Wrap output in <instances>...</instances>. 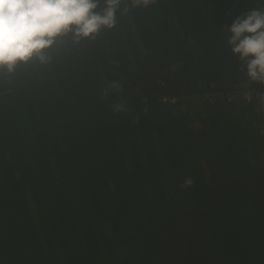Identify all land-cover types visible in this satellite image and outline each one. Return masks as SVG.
Here are the masks:
<instances>
[{
	"label": "trees",
	"instance_id": "16d2710c",
	"mask_svg": "<svg viewBox=\"0 0 264 264\" xmlns=\"http://www.w3.org/2000/svg\"><path fill=\"white\" fill-rule=\"evenodd\" d=\"M253 8L264 0H157L126 13L140 57L163 59L161 82L187 91L255 82L226 30ZM117 16L95 40L66 37L46 64L0 71V264H154L187 233L212 264H264V179L246 184L264 175L260 102L131 83L137 56ZM113 80L123 90L105 100ZM121 99L130 111L115 114ZM231 183L193 221L194 204Z\"/></svg>",
	"mask_w": 264,
	"mask_h": 264
},
{
	"label": "clouds",
	"instance_id": "9594fccd",
	"mask_svg": "<svg viewBox=\"0 0 264 264\" xmlns=\"http://www.w3.org/2000/svg\"><path fill=\"white\" fill-rule=\"evenodd\" d=\"M155 3L157 0H103L101 7V0H0V71L12 74L20 64H46L51 60L49 50L66 43V37L80 43L113 29L122 5L127 12ZM226 30L230 33L227 43L241 61V71L252 81H264V8L242 13L226 25ZM122 90V84L113 80L102 89L101 96L107 100ZM111 107L115 114L130 111L125 99ZM193 185V178L188 176L180 187Z\"/></svg>",
	"mask_w": 264,
	"mask_h": 264
},
{
	"label": "water",
	"instance_id": "95a60500",
	"mask_svg": "<svg viewBox=\"0 0 264 264\" xmlns=\"http://www.w3.org/2000/svg\"><path fill=\"white\" fill-rule=\"evenodd\" d=\"M122 21L126 26L129 40L135 50L137 60L140 62L141 58L138 52V48L135 44L133 38V32L128 25L127 19L125 18L124 14L122 13V9L120 11ZM143 63L141 61V71L139 72H128L127 75L129 76V81L141 88L149 92H155L164 94L167 96L177 97L179 95H193V94H207V93H221V92H230V91H242V90H264V81L259 82L255 81L253 83L248 84H241V85H232V86H223V87H212L208 85L205 88L196 89V90H187V91H171L166 86H164L160 80V73L163 70L165 65V61L159 58H152L150 56H144L142 58ZM142 65L144 66L142 69ZM238 185L240 183L238 182ZM229 186H226L224 193H227ZM222 195L218 194L212 196L208 202L204 203L205 205H209L212 201L216 200L217 198H221Z\"/></svg>",
	"mask_w": 264,
	"mask_h": 264
},
{
	"label": "flooded vegetation",
	"instance_id": "af4514ba",
	"mask_svg": "<svg viewBox=\"0 0 264 264\" xmlns=\"http://www.w3.org/2000/svg\"><path fill=\"white\" fill-rule=\"evenodd\" d=\"M146 56L143 55L141 56L142 58ZM140 60V62L137 60V68L135 69L134 72H139L141 71V61L143 63V60ZM142 65V69H143ZM264 179V175L262 174H255L249 178V180L246 182V184H249V182H253L254 179ZM234 183H231L230 185L224 184L222 185V189L220 190V193L222 195L221 198L226 196L229 192L224 193L226 186H229V188L233 185ZM238 184V183H237ZM208 202V201H207ZM203 201H197L192 209L190 210L189 214L190 217L193 219V221H196L199 218H203L207 215V208L209 205H205ZM208 206V207H207ZM248 214H246L245 217V224L248 227V232L253 231V225L250 222V217H247ZM250 216L253 218L252 214ZM258 222H255V226H257ZM158 228H169L171 225H165V224H157L156 225ZM249 232V233H250ZM132 240V236H130L127 240L126 243H129ZM259 240L263 241L262 235L259 237ZM168 244V241H167ZM204 241L203 238L201 237H193L190 236L189 233L186 234L185 236V241H179L176 243H171L170 245H167L164 247V255H162V258L159 260H156L154 264H212V261L205 257L204 255ZM210 251L208 250V253ZM150 253V252H149ZM211 253V252H210ZM157 256V255H156ZM204 259V261H202Z\"/></svg>",
	"mask_w": 264,
	"mask_h": 264
},
{
	"label": "built area",
	"instance_id": "2783aa9c",
	"mask_svg": "<svg viewBox=\"0 0 264 264\" xmlns=\"http://www.w3.org/2000/svg\"><path fill=\"white\" fill-rule=\"evenodd\" d=\"M163 84V83H162ZM164 85V84H163ZM234 93H229L227 95V101H233L235 99H239L240 101L250 103L252 101L258 100L260 102V112L263 116L261 124L259 126V135L264 137V103H261V99L264 98V91L259 90H242V91H232ZM215 96H220V93H207L202 97V100L211 102ZM163 102H172L176 101L175 98L164 97L162 98Z\"/></svg>",
	"mask_w": 264,
	"mask_h": 264
},
{
	"label": "rangeland",
	"instance_id": "374dc122",
	"mask_svg": "<svg viewBox=\"0 0 264 264\" xmlns=\"http://www.w3.org/2000/svg\"><path fill=\"white\" fill-rule=\"evenodd\" d=\"M123 13H124L126 19L129 20V19H128V14H127L126 12H124V11H123Z\"/></svg>",
	"mask_w": 264,
	"mask_h": 264
}]
</instances>
